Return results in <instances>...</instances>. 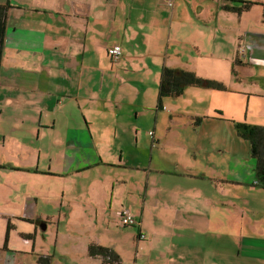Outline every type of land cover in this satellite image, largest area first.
Here are the masks:
<instances>
[{
    "label": "crops",
    "instance_id": "crops-1",
    "mask_svg": "<svg viewBox=\"0 0 264 264\" xmlns=\"http://www.w3.org/2000/svg\"><path fill=\"white\" fill-rule=\"evenodd\" d=\"M172 1L0 0L9 5L0 86L20 99V91L29 93V112L18 118L29 114L34 133L30 162L10 166L36 180L42 173L53 212L44 216L37 203L30 212L27 194L9 214L23 219L13 229L25 239H55L70 264L85 253L88 264L103 257L90 253L91 244L111 248L122 264L117 247L95 241L100 224L134 226L137 246L150 247L159 240L157 224L168 223V264L264 261V188L255 184L256 159L235 127L264 126V0H251L256 4L242 13L224 9L237 4L228 0ZM116 45L122 54L115 60ZM164 67L217 79L226 89L188 86L160 104ZM179 102L192 103L181 109ZM140 114L149 128L145 148L127 153ZM169 134L185 153L174 170L157 167L151 154ZM161 182L174 186L162 191ZM125 209L138 224L121 222ZM29 219L37 222L29 226ZM60 240L82 248L68 255ZM4 251L14 250L8 243Z\"/></svg>",
    "mask_w": 264,
    "mask_h": 264
},
{
    "label": "rangeland",
    "instance_id": "rangeland-1",
    "mask_svg": "<svg viewBox=\"0 0 264 264\" xmlns=\"http://www.w3.org/2000/svg\"><path fill=\"white\" fill-rule=\"evenodd\" d=\"M260 8H262L264 12L263 5H261ZM9 92L10 91L0 86V110L3 109L5 111L3 115H1L0 112V250H3L6 264H37L39 253L49 254L52 259L51 264H70L69 261H65V259L61 258L62 256L60 257L59 251L55 247L57 242L49 235L47 238H44L43 235H39L37 241H35V238H32L31 236L33 235L32 233H29V239H25L20 231L13 229L16 225H23L24 222H22L23 219L18 217L20 215L11 216L9 213L18 211L22 208V202L27 194L31 196L29 201L30 212L33 211L34 203L38 204L39 212L41 211L44 213V216L51 208H49L48 211L46 208V202L44 201L46 191L43 186L42 173L36 175L39 176L38 180H36V177L29 176V171L26 170V168H12L10 166L15 165V163L17 164L22 160L28 163L30 162L29 154L31 153V146L34 141V133L29 124V114L27 120L22 119L24 114H21V118H18L20 117L18 112H29V93L20 91V94L22 93L23 95L20 99V97L17 98V94L14 91ZM15 99L17 100L15 101ZM18 100H20L21 103L18 102ZM191 103L192 102H179L178 107L185 109ZM19 105L22 106V108L19 107ZM150 110L152 112L156 111H153V109H146V112H151ZM130 123H133L132 119L130 120ZM135 123L136 126L134 127L132 125L130 128L132 132L127 134V153L139 152L145 148L146 134L149 132V128H146L144 124L145 117L140 114L138 120L135 118ZM175 126L178 128L177 125ZM177 134H169V141L165 146L164 143L157 144V148L151 153L153 159H156L157 167L174 170L176 169L177 158L185 155L184 150L180 149L181 146L177 144ZM244 142L247 148H251L250 141L245 139ZM250 152L251 150L248 152L249 155H251ZM147 155L150 156V150L147 151ZM37 158L38 155L36 156V160ZM170 159L171 161L169 162ZM168 163L171 164V166H167ZM182 169L184 168L180 166L178 171H182ZM161 184L163 187L162 191L169 190L174 186L173 183L161 182ZM137 193H140V191ZM140 194H137V197L141 196ZM34 196H37L38 199H34ZM3 213L5 215H3ZM52 213L53 212H51V214ZM34 217H37V215ZM53 217V225H57L58 217L56 214H53ZM165 217L167 218L168 215L165 214ZM62 219H64V216H62ZM35 221L37 222V219ZM36 222L29 219V226H31L30 223ZM157 225H160L161 227L156 233L159 235V240L157 243H154L151 239L153 245L150 247L137 246V239L133 235L134 232H137V228L134 226L126 227L121 224L108 228L105 225L100 224L92 233L96 235L93 237L97 243L109 244L120 250L122 264H134L135 259L138 257L140 262L148 264H168V257L164 256V252L166 249L172 247L171 244H169V238L173 235V228L168 223ZM149 240L150 239L145 240L144 243ZM175 241H180V239L178 240L177 234ZM72 242L69 241L67 243L65 240L63 242L60 240V250L62 251L63 248L68 255L81 250V245L76 244L79 242H75V240ZM8 243L10 244V249H13L14 251H4ZM85 254L87 255V253ZM86 255L79 264H88V257H86ZM54 258L55 261L53 262ZM148 260H150V262H148ZM5 261L0 262V264H3ZM91 261L96 263L90 264H112L104 262L103 257L91 259ZM140 262H138V264H140ZM72 264L75 263L72 262ZM259 264H264V261H259Z\"/></svg>",
    "mask_w": 264,
    "mask_h": 264
},
{
    "label": "trees",
    "instance_id": "trees-1",
    "mask_svg": "<svg viewBox=\"0 0 264 264\" xmlns=\"http://www.w3.org/2000/svg\"><path fill=\"white\" fill-rule=\"evenodd\" d=\"M236 2L235 5L225 3L223 8L229 11H235L242 13L245 10L250 9L256 2L251 0H228V2ZM264 7V3H261ZM174 5L173 4L170 6ZM8 14L9 5L0 3V69L2 63V57L4 53L5 39L8 28ZM197 86L203 88H212L223 90L226 89V85L214 78H207L198 75L194 71L164 67L162 69L161 82L159 87V102L162 104V100L167 96H180L186 87ZM237 134L250 141L251 155L256 159V179L255 184L264 188V126L250 124L247 122H235ZM143 232L139 233V238L144 239L146 236H142ZM7 243V242H6ZM89 251L92 255L101 254L104 262L112 264H121L120 256L115 253L111 248L104 247L97 244H91ZM39 264H50V256L40 255L38 258Z\"/></svg>",
    "mask_w": 264,
    "mask_h": 264
},
{
    "label": "built area",
    "instance_id": "built-area-1",
    "mask_svg": "<svg viewBox=\"0 0 264 264\" xmlns=\"http://www.w3.org/2000/svg\"><path fill=\"white\" fill-rule=\"evenodd\" d=\"M169 5L173 4L172 0H169ZM122 54V47L121 45H116L114 47H112L111 49V56L113 59H118ZM151 133H153V131H151ZM121 222L124 223L125 225H135L138 224V221L135 219V217L133 216V214H131V212L127 209L122 211V215H121ZM145 234H142V236H144Z\"/></svg>",
    "mask_w": 264,
    "mask_h": 264
}]
</instances>
